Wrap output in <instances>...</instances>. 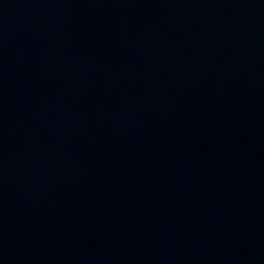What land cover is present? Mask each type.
<instances>
[{"label": "water", "instance_id": "obj_1", "mask_svg": "<svg viewBox=\"0 0 264 264\" xmlns=\"http://www.w3.org/2000/svg\"><path fill=\"white\" fill-rule=\"evenodd\" d=\"M0 264H264V0H0Z\"/></svg>", "mask_w": 264, "mask_h": 264}]
</instances>
